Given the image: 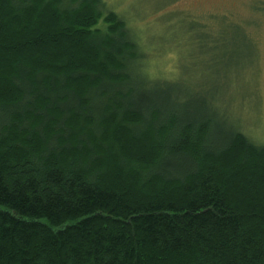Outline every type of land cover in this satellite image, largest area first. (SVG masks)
Here are the masks:
<instances>
[{"label":"trees","instance_id":"16d2710c","mask_svg":"<svg viewBox=\"0 0 264 264\" xmlns=\"http://www.w3.org/2000/svg\"><path fill=\"white\" fill-rule=\"evenodd\" d=\"M140 56L103 0H0V264H264V145Z\"/></svg>","mask_w":264,"mask_h":264},{"label":"rangeland","instance_id":"374dc122","mask_svg":"<svg viewBox=\"0 0 264 264\" xmlns=\"http://www.w3.org/2000/svg\"><path fill=\"white\" fill-rule=\"evenodd\" d=\"M103 1L126 22L144 74L178 82L189 103L264 145V0Z\"/></svg>","mask_w":264,"mask_h":264}]
</instances>
